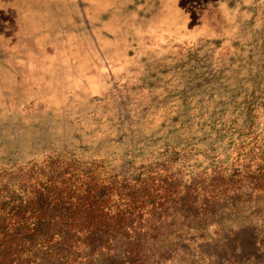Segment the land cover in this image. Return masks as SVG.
<instances>
[{
  "label": "trees",
  "instance_id": "obj_1",
  "mask_svg": "<svg viewBox=\"0 0 264 264\" xmlns=\"http://www.w3.org/2000/svg\"><path fill=\"white\" fill-rule=\"evenodd\" d=\"M250 10L244 43L175 46L77 131L1 135L0 264H264V0Z\"/></svg>",
  "mask_w": 264,
  "mask_h": 264
},
{
  "label": "rangeland",
  "instance_id": "obj_2",
  "mask_svg": "<svg viewBox=\"0 0 264 264\" xmlns=\"http://www.w3.org/2000/svg\"><path fill=\"white\" fill-rule=\"evenodd\" d=\"M256 5L0 0V137L36 128L38 117L59 135L77 131L88 116H100L114 89L141 79L175 46L199 42L230 50L244 43Z\"/></svg>",
  "mask_w": 264,
  "mask_h": 264
}]
</instances>
